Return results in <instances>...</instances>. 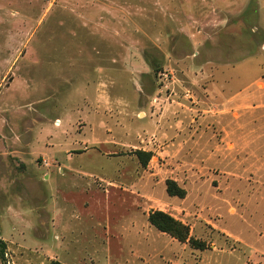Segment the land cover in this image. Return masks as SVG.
I'll return each instance as SVG.
<instances>
[{"label": "rangeland", "instance_id": "obj_1", "mask_svg": "<svg viewBox=\"0 0 264 264\" xmlns=\"http://www.w3.org/2000/svg\"><path fill=\"white\" fill-rule=\"evenodd\" d=\"M0 240V264H264V0H0Z\"/></svg>", "mask_w": 264, "mask_h": 264}, {"label": "trees", "instance_id": "obj_2", "mask_svg": "<svg viewBox=\"0 0 264 264\" xmlns=\"http://www.w3.org/2000/svg\"><path fill=\"white\" fill-rule=\"evenodd\" d=\"M152 66H155V71L159 72V67L157 65L153 64ZM136 153L143 165L147 166V164L152 158V154L150 152L145 151H137ZM167 191L170 196H177L179 198H185L186 196L185 190L178 187L177 184L173 181L167 182ZM149 222L158 231L170 235L172 238L178 240L181 243H189L190 247L195 250L204 251L208 248L207 244L204 241L195 239L194 237L190 236V228L188 226L174 219L167 213L155 211L150 214ZM5 250L6 243L0 240V256L2 258H4ZM49 264L63 263L58 260H50Z\"/></svg>", "mask_w": 264, "mask_h": 264}, {"label": "crops", "instance_id": "obj_3", "mask_svg": "<svg viewBox=\"0 0 264 264\" xmlns=\"http://www.w3.org/2000/svg\"><path fill=\"white\" fill-rule=\"evenodd\" d=\"M216 251H218L217 249H215V250H213V252H216ZM204 261H205V258H203L200 262H198L197 264H203L204 263ZM147 263L148 264H150L151 263V261L150 260H148L147 261Z\"/></svg>", "mask_w": 264, "mask_h": 264}]
</instances>
